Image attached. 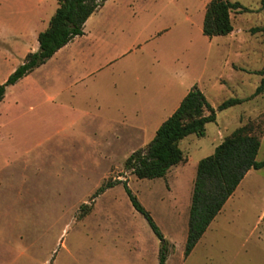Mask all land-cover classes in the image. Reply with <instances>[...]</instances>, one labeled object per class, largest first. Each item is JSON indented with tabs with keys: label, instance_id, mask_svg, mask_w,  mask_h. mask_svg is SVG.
Wrapping results in <instances>:
<instances>
[{
	"label": "rangeland",
	"instance_id": "374dc122",
	"mask_svg": "<svg viewBox=\"0 0 264 264\" xmlns=\"http://www.w3.org/2000/svg\"><path fill=\"white\" fill-rule=\"evenodd\" d=\"M210 1L106 0L85 34L8 87L0 103V264H159L162 242L123 183L95 196L116 179L127 180L169 242L166 264H264V167L242 180L184 253L200 160L248 122L264 160V92L219 111L204 136L183 139L187 161L165 177L141 179L125 165L184 90L197 84L217 107L259 86L264 35L252 28L264 25L261 0H233L251 10L232 14L243 26L240 47L203 33ZM57 7L0 0V84L39 49L32 35Z\"/></svg>",
	"mask_w": 264,
	"mask_h": 264
},
{
	"label": "trees",
	"instance_id": "16d2710c",
	"mask_svg": "<svg viewBox=\"0 0 264 264\" xmlns=\"http://www.w3.org/2000/svg\"><path fill=\"white\" fill-rule=\"evenodd\" d=\"M57 1L58 7L50 18L48 27L38 34L39 49L28 53L24 62L0 84V103L4 100L9 86L44 64L76 36L85 34L86 21L106 0ZM260 10L264 12V0H261ZM245 11L251 10L239 1L211 0L204 15L203 33L208 37L229 35L234 30L233 12ZM252 31H261L264 35V25L254 27ZM257 73L262 75V79L254 94L247 98H229L217 107L212 105L204 91L195 84L177 109L161 123L147 146L134 151L127 158L126 169L131 170L138 178L154 179L165 177L173 166L187 161L181 147L183 139L192 134L204 136L207 124L217 120L219 111L241 104L264 92V67ZM260 147V136L255 132L253 124L248 122L227 135L213 154L200 160L192 193L184 252L186 257L193 251L247 173L264 167V160L257 159ZM119 183H123L133 206L144 215L161 240L159 264H166L169 242L127 180L106 181L98 188L95 196ZM86 206L84 203L81 207Z\"/></svg>",
	"mask_w": 264,
	"mask_h": 264
},
{
	"label": "crops",
	"instance_id": "0c3cea01",
	"mask_svg": "<svg viewBox=\"0 0 264 264\" xmlns=\"http://www.w3.org/2000/svg\"><path fill=\"white\" fill-rule=\"evenodd\" d=\"M210 1V0H209ZM240 2V1H239ZM201 11H202V16L204 17V15H205V11H206V7H204L203 9H201ZM241 15V17H242V13L240 14ZM233 18V17H232ZM241 19V18H240ZM233 23H234V20H233ZM243 31V26H238L237 28H236V26H234V30H233V32L232 33H230L229 35H226L228 38H229V40L231 41L230 43L232 44V43H237L238 44V46L240 47V46H242V44H244V42H245V39H244V37L242 36V32ZM39 34V33H38ZM37 36V38H38V35L35 33V34H33L32 35V41L33 40H35V37ZM39 42V41H38ZM32 49H35L36 48V43H32ZM243 49H240V48H238L237 49V54H236V56H240V55H243ZM30 53V52H29ZM242 53V54H241ZM233 67L235 68V67H237L238 65H241V64H239V62H233ZM263 66H264V56L262 57V61H261V66L259 67V68H257V70H260L261 68H263ZM261 81V79H259V82ZM190 89H187V90H184L177 98H176V101H175V103H174V105H172V108L170 109V111H169V113H168V116L166 117V119L177 109V107L179 106V104L181 103V101H182V99L184 98V96L188 93V91H189ZM213 106H215L216 107V105H214V104H212ZM239 105V104H238ZM217 120H218V116H217ZM160 126V125H159ZM145 137V136H144ZM179 165H181V164H178V165H175V166H173L170 170H172L174 167H178ZM252 170H250L248 173H247V175L251 172ZM246 175V176H247ZM245 176V177H246ZM244 180V179H243ZM221 212V211H220ZM263 214H264V212H263ZM209 228V227H208ZM207 231V230H206ZM205 231V232H206ZM205 234V233H204ZM203 234V235H204ZM203 237V236H202ZM201 237V238H202ZM200 241V240H199ZM197 245V244H196ZM194 250V249H193ZM191 254V253H190ZM189 254V255H190ZM188 255V256H189ZM187 256V257H188ZM186 257V256H185Z\"/></svg>",
	"mask_w": 264,
	"mask_h": 264
}]
</instances>
